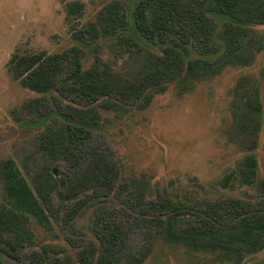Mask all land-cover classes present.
Masks as SVG:
<instances>
[{
  "label": "rangeland",
  "instance_id": "obj_1",
  "mask_svg": "<svg viewBox=\"0 0 264 264\" xmlns=\"http://www.w3.org/2000/svg\"><path fill=\"white\" fill-rule=\"evenodd\" d=\"M74 2L79 10L69 15ZM116 2L127 13V25L120 30L123 34L95 42L77 39V32L89 29L99 13ZM138 2L0 0V165L13 159L30 184L35 172L47 167L64 189L66 179L85 175L89 151L97 146L119 172L107 194L89 188L71 199L55 201L62 207L52 230L31 219L26 223L31 235L28 243L15 249L0 243V259L5 264H96L101 250L99 233L108 226L120 235L113 264H264V249L227 261L220 250L167 242L162 224L171 213L159 206L171 199L179 207L180 218L188 220L205 217L214 204L226 208L242 202L250 214L264 210V49L248 65L230 64L217 74L197 78L181 74L159 83L146 92L152 100L145 109L139 108L138 100L123 103L124 111L98 108L102 120L91 127L95 131L80 150L85 158L80 163L50 158L41 144V134L54 121L37 116L34 100L42 96L20 85L15 76L20 70L13 71L10 60L79 47L84 51V70L100 58L116 75L134 80L148 65L147 56L128 53L122 35H130L155 55L162 54V45L145 40L135 29L133 12ZM208 16L216 30L211 38L198 34L171 41L181 52L183 47L188 50L182 52L185 63L221 55L224 30L230 24L248 27L254 38L264 41V23H239L219 13ZM49 103L67 114L66 107L87 110L98 102L88 104L75 96L58 95ZM252 155L254 175L247 178L245 164ZM81 200L79 212L70 225L65 224L63 213L77 208ZM5 207L0 175V210Z\"/></svg>",
  "mask_w": 264,
  "mask_h": 264
},
{
  "label": "trees",
  "instance_id": "obj_2",
  "mask_svg": "<svg viewBox=\"0 0 264 264\" xmlns=\"http://www.w3.org/2000/svg\"><path fill=\"white\" fill-rule=\"evenodd\" d=\"M123 6L118 2L106 6L99 13L96 23L76 33L77 39L95 42L99 38L123 34L120 30L128 21ZM79 7L78 3H72L68 14H75ZM209 13H219L239 23H264V0H195V3L188 0H139L133 12L135 29L145 40L162 45V54L155 55L130 35H122V46L128 53L138 51L147 56L148 65L134 80L116 75L100 58H95L93 64L84 70V51L79 47L53 55L14 56L10 63L13 71L20 70L15 75L20 85L42 96L34 100L37 116L48 118L51 123L54 121L40 136L41 144L50 158L75 164L85 159L80 150L95 131L91 127L102 120L98 108L124 111L126 107L123 103L138 100L139 108L145 109L152 100V96L146 92L161 82L172 81L181 74L197 78L217 74L222 67L230 64L252 63L255 54L264 49V41L254 38L252 30L240 24L226 26L225 49L217 58H196L184 62L182 52L188 50L183 47L181 52L171 41L181 36L183 39L199 37L198 34L211 38L216 30ZM184 24L189 28L183 27ZM179 28H184V32H180ZM54 93L57 95H52ZM58 95L75 96L88 104L98 103L87 110L66 107V114L60 109L55 110L49 103ZM252 108L255 109V104H252ZM89 152L91 157L84 169L85 175L75 180L66 179L64 189L47 167L36 171L30 184L13 159L1 163L0 175L7 203V207L0 210L1 244L15 249L28 243L31 235L27 232L26 223L31 219L40 227L52 230V221L59 218L62 207L56 206L57 200L71 199L89 188H99L102 194L112 190L119 176L116 164L100 147H93ZM254 167L255 157L252 155L245 164L244 176L250 178L254 175ZM82 204V200L78 201L77 208L63 213L65 224H71ZM159 206L171 213L162 224L164 238L169 243L181 242L211 252L220 250L227 261L233 256L239 259L264 249V210L250 214L246 213L242 202L226 208L214 204L205 211V217L188 220L180 218L179 207L171 199L160 202ZM99 237L101 250L97 253L96 264H113L120 235L108 226V230L101 229ZM0 264L5 263L0 259Z\"/></svg>",
  "mask_w": 264,
  "mask_h": 264
}]
</instances>
